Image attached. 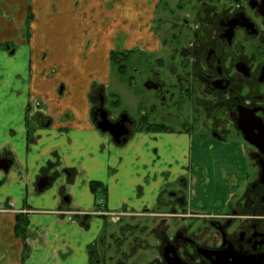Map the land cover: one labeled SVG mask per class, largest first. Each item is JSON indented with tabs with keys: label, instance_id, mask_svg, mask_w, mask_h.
Listing matches in <instances>:
<instances>
[{
	"label": "crops",
	"instance_id": "1",
	"mask_svg": "<svg viewBox=\"0 0 264 264\" xmlns=\"http://www.w3.org/2000/svg\"><path fill=\"white\" fill-rule=\"evenodd\" d=\"M112 1L0 0V158L11 161L0 170V264H90L91 249L107 238L105 223L75 212L102 199L109 211L146 217L174 180L169 144L188 146L186 135L142 129L118 146L92 120L93 95L111 85V53L151 40L154 1L142 8ZM93 28L101 32L96 42ZM45 36L78 46L80 66L101 47L100 63L76 70L40 48ZM39 101L46 121L33 108ZM47 177L51 184L38 191ZM91 182L105 191L92 192ZM17 216L26 221L24 237Z\"/></svg>",
	"mask_w": 264,
	"mask_h": 264
},
{
	"label": "flooded vegetation",
	"instance_id": "2",
	"mask_svg": "<svg viewBox=\"0 0 264 264\" xmlns=\"http://www.w3.org/2000/svg\"><path fill=\"white\" fill-rule=\"evenodd\" d=\"M154 3L151 40L119 50L120 84L137 101L133 112L139 116L123 109L113 115L101 87L92 97L93 122L101 120L96 110L102 107L112 123L123 114L130 119L126 141L134 131L148 128L188 137L193 127L218 141L233 139L242 143L254 176L219 212L191 211L179 192L160 201L146 216V225L127 210H107L104 200L106 211L122 214L117 222L91 214L96 204L90 212L81 211V216L112 224L124 218L133 223L119 230L112 246L91 249L90 264H264V0ZM137 79H142L147 96ZM122 93L112 107L122 105ZM44 107L41 101L33 106L46 121ZM179 164L172 159L170 169ZM179 167L186 169L185 164Z\"/></svg>",
	"mask_w": 264,
	"mask_h": 264
},
{
	"label": "rangeland",
	"instance_id": "3",
	"mask_svg": "<svg viewBox=\"0 0 264 264\" xmlns=\"http://www.w3.org/2000/svg\"><path fill=\"white\" fill-rule=\"evenodd\" d=\"M138 2V7L140 6V8H142L144 0H138ZM114 3L115 0L112 1L110 6H113ZM156 9H158V7ZM89 34L90 40L96 42L101 32L93 28L89 31ZM40 46L43 51L54 54L58 59H67V63L76 70H92V65H98L100 63L99 50L101 47L97 49L96 58L91 56L90 61L86 62V65L81 63L82 66H85V68H83L76 62L79 54L78 46L62 47L57 45L56 41L46 36L43 40V45ZM83 48L85 49V47ZM68 51H70V53H68ZM18 52L19 51L14 53V56H11L14 61H18ZM10 53H12V50ZM72 54H75V56L73 57ZM130 64L129 62L128 65L130 66ZM111 72L113 73L111 85L105 89L108 103L107 107L110 108L113 115L118 114L119 111L123 109L128 110L131 117L137 118V116H139L138 113L133 112L135 108L134 104H136L137 101L132 97V93L127 90L126 87L123 89L124 86L120 84V76L114 73L112 68ZM136 82L137 86L140 88L138 89L143 91L144 96H147V91L142 88V79H137ZM121 91L124 92V94H121L123 97V99H121L124 100L122 105L119 108L112 107L111 103L117 99L116 96L120 98L119 94ZM193 129L194 130L191 129L187 137L188 146L184 143L182 146L180 144H169L170 149L168 150V156L175 157L173 158L175 160L177 158L178 163L182 162L179 166L185 164L186 169L181 172L182 169L179 166L175 165L173 167L174 170L171 171V174L175 176L174 180H170V184L166 185L164 189L165 193L163 192L164 194L162 195L165 201H167L170 199L171 194L179 192V194L185 197L187 202L191 204V211L198 213L219 212L223 209L224 204H226L228 200H233L240 196L246 183L253 178L254 173L247 167V159L242 149V143L230 138L226 141H218L209 135L197 134L194 127ZM180 149L182 151H179ZM182 184L185 185V187H181ZM163 210L166 211V208H163ZM82 214L83 213L79 211L78 215L81 216ZM136 220L138 224L146 225L144 221L146 217H136ZM103 221L105 223V232L107 234H113L115 237L118 236V232L122 227H126L127 224L132 223L128 218H124L119 224H112L104 219ZM104 244L106 246L113 245L109 238H106ZM143 252L144 255L149 258V252Z\"/></svg>",
	"mask_w": 264,
	"mask_h": 264
},
{
	"label": "water",
	"instance_id": "4",
	"mask_svg": "<svg viewBox=\"0 0 264 264\" xmlns=\"http://www.w3.org/2000/svg\"><path fill=\"white\" fill-rule=\"evenodd\" d=\"M145 88L148 90L150 87L146 84ZM97 113H100L101 120L96 122V128L103 134H108L114 144L121 145L126 142V136L128 135V130L125 128L126 122H131L126 114H123L119 121L112 123L107 119V113L102 107L96 110ZM121 128H124L125 131H119ZM255 146H258L256 142H252ZM259 147V146H258ZM11 166V161L6 158H0V170L7 172ZM261 182L264 184V172L261 173ZM51 184V180L47 177L44 179L42 184L39 183L37 190L42 191L46 186Z\"/></svg>",
	"mask_w": 264,
	"mask_h": 264
},
{
	"label": "trees",
	"instance_id": "5",
	"mask_svg": "<svg viewBox=\"0 0 264 264\" xmlns=\"http://www.w3.org/2000/svg\"><path fill=\"white\" fill-rule=\"evenodd\" d=\"M29 19H30V16H29ZM129 52L130 51H128L127 53ZM121 53H122L121 51H113L110 55L111 68L113 69L114 73H117V74H118V69H119V55ZM145 130H149V128ZM90 189L92 192H96V191L104 192L105 191V188L102 186V184L98 182H91ZM16 219H17L16 232H18L20 236L24 237V233L26 231V226H27L26 221L23 218H20V216L19 217L17 216Z\"/></svg>",
	"mask_w": 264,
	"mask_h": 264
},
{
	"label": "built area",
	"instance_id": "6",
	"mask_svg": "<svg viewBox=\"0 0 264 264\" xmlns=\"http://www.w3.org/2000/svg\"><path fill=\"white\" fill-rule=\"evenodd\" d=\"M95 204H96V210H95V212L91 213L93 215L106 217L111 222H117L119 220L120 216L122 215L119 212H109V211H106L104 209L103 200H101V199L96 200V203Z\"/></svg>",
	"mask_w": 264,
	"mask_h": 264
}]
</instances>
